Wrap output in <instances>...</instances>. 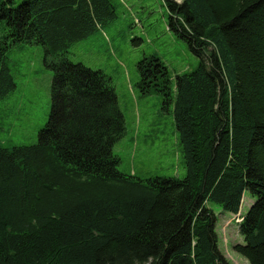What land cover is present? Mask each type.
I'll use <instances>...</instances> for the list:
<instances>
[{
    "label": "trees",
    "instance_id": "16d2710c",
    "mask_svg": "<svg viewBox=\"0 0 264 264\" xmlns=\"http://www.w3.org/2000/svg\"><path fill=\"white\" fill-rule=\"evenodd\" d=\"M168 28L199 59L170 80L156 56L140 92L172 114L185 176L118 169L125 133L111 80L67 57L116 18L109 0H0V100L16 84L7 55L39 46L52 72L36 142L0 147V264H230L209 205L237 215L232 250L264 264V0H163Z\"/></svg>",
    "mask_w": 264,
    "mask_h": 264
},
{
    "label": "rangeland",
    "instance_id": "374dc122",
    "mask_svg": "<svg viewBox=\"0 0 264 264\" xmlns=\"http://www.w3.org/2000/svg\"><path fill=\"white\" fill-rule=\"evenodd\" d=\"M21 1L14 0V6ZM109 1L116 18L71 46L66 57L111 80L125 124L124 135L112 148L119 159L118 169L141 179H182L184 159L172 114L162 109L160 94L140 92L137 64L144 57L156 56L174 83L176 75L193 70L199 59L169 30V12L163 0ZM7 61L16 88L0 100V147L31 145L48 119L52 72L45 67L39 46H15ZM253 200L245 192L236 216L209 205L216 216L218 248L230 264H248L232 246L242 243L238 218Z\"/></svg>",
    "mask_w": 264,
    "mask_h": 264
},
{
    "label": "bare ground",
    "instance_id": "6f19581e",
    "mask_svg": "<svg viewBox=\"0 0 264 264\" xmlns=\"http://www.w3.org/2000/svg\"><path fill=\"white\" fill-rule=\"evenodd\" d=\"M237 215H240L239 213L237 214ZM239 219V220H238ZM237 220H238V222H240L241 221V219L240 218H238Z\"/></svg>",
    "mask_w": 264,
    "mask_h": 264
}]
</instances>
